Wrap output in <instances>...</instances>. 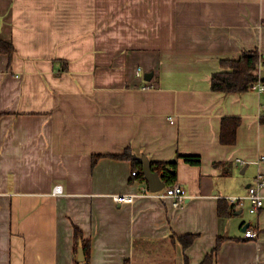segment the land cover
Masks as SVG:
<instances>
[{"label": "crops", "instance_id": "1", "mask_svg": "<svg viewBox=\"0 0 264 264\" xmlns=\"http://www.w3.org/2000/svg\"><path fill=\"white\" fill-rule=\"evenodd\" d=\"M0 40L15 48L0 54V264H78L76 229L89 264L148 258L172 234L197 235L176 264H202L220 237L212 264H264V209L219 216L264 175V94L212 90L222 61L264 58V0H0ZM225 118L241 119L234 145ZM127 149L178 160L185 202L142 195L114 158Z\"/></svg>", "mask_w": 264, "mask_h": 264}, {"label": "trees", "instance_id": "2", "mask_svg": "<svg viewBox=\"0 0 264 264\" xmlns=\"http://www.w3.org/2000/svg\"><path fill=\"white\" fill-rule=\"evenodd\" d=\"M15 48L11 43L0 40V54H8L12 56ZM224 71L213 74L212 90L221 93H244L253 89L260 81V71L264 69V58L259 50H246L239 58L222 61ZM264 82V80H263ZM2 114L0 113V119ZM264 122V118L262 120ZM241 125L240 118H225L222 122L221 141L226 145H234L237 141V131ZM116 159L130 160L133 164L132 180L141 183H147L143 175V163L140 162L130 149H127L124 154L114 156ZM186 163L193 166H200L202 160L200 157L185 156L183 157ZM94 159V161H96ZM152 170L158 172L162 180L166 183V188L176 185L178 181V160L167 162H151ZM148 184V183H147ZM149 187V185H148ZM150 190V189H149ZM151 192V191H150ZM236 214L235 208L230 205L226 199L220 200L219 216L227 219ZM75 237L78 241H83V249L85 255V263L89 264L90 260V244L83 239V234L79 229H76ZM197 235L187 234L179 236L177 234L170 235L169 238L161 240L154 247H145L141 252L145 255L147 252L148 258L141 256L134 257L131 264H176V248L178 245L184 251L190 248ZM224 239L220 237L213 252L206 257L202 264H212L219 252ZM146 256V255H145ZM129 263V262H128ZM126 263V264H128ZM81 264V262H78ZM186 264H189V259L186 257Z\"/></svg>", "mask_w": 264, "mask_h": 264}, {"label": "built area", "instance_id": "3", "mask_svg": "<svg viewBox=\"0 0 264 264\" xmlns=\"http://www.w3.org/2000/svg\"><path fill=\"white\" fill-rule=\"evenodd\" d=\"M254 90L264 94V82L262 79L253 87ZM172 119V118H171ZM239 163L243 161L238 160ZM136 175V173H133ZM150 192L147 188L142 195H147ZM62 186L59 185L55 188V194H62ZM152 193V192H150ZM160 197H172L175 199V206H181L186 199V194L181 185H173L171 187L165 188L162 190ZM230 205L235 208V211L241 210L247 211L252 216H257L264 209V175L257 176L254 181L247 187L246 193L239 196H231L225 198ZM114 200L119 204H130L134 203L136 196H116ZM246 238H257L258 231L252 226V223L249 224L245 231Z\"/></svg>", "mask_w": 264, "mask_h": 264}, {"label": "water", "instance_id": "4", "mask_svg": "<svg viewBox=\"0 0 264 264\" xmlns=\"http://www.w3.org/2000/svg\"><path fill=\"white\" fill-rule=\"evenodd\" d=\"M153 77H154V73H147L145 76V79L147 81H151L153 79ZM260 77L262 80H264V69H262L260 71ZM136 158L140 162L143 163V171L142 172H143V175H144L146 182L149 185L150 191L152 193H159L162 190H164L166 188V183L162 180V178L158 172H155L152 170L151 161L148 159V157L142 156V157H136ZM248 226H249V224H247L245 226V230ZM78 260L80 262L85 261V255H84L83 247H81L79 249Z\"/></svg>", "mask_w": 264, "mask_h": 264}, {"label": "rangeland", "instance_id": "5", "mask_svg": "<svg viewBox=\"0 0 264 264\" xmlns=\"http://www.w3.org/2000/svg\"><path fill=\"white\" fill-rule=\"evenodd\" d=\"M240 218L244 219L245 221L251 222V221H249L250 214L247 211H245L243 214H241Z\"/></svg>", "mask_w": 264, "mask_h": 264}]
</instances>
